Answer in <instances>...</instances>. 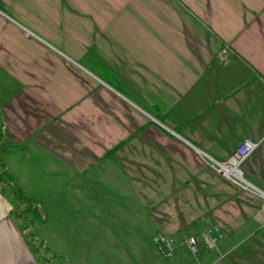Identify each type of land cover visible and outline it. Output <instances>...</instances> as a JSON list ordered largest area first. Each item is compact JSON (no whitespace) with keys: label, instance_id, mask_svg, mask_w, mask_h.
Wrapping results in <instances>:
<instances>
[{"label":"crops","instance_id":"0c3cea01","mask_svg":"<svg viewBox=\"0 0 264 264\" xmlns=\"http://www.w3.org/2000/svg\"><path fill=\"white\" fill-rule=\"evenodd\" d=\"M0 122L35 207L0 189V264H55L41 246L116 216L140 233L111 263L264 264V0H0ZM246 139L255 192L203 158Z\"/></svg>","mask_w":264,"mask_h":264},{"label":"rangeland","instance_id":"374dc122","mask_svg":"<svg viewBox=\"0 0 264 264\" xmlns=\"http://www.w3.org/2000/svg\"><path fill=\"white\" fill-rule=\"evenodd\" d=\"M0 132L2 133L1 122ZM1 188L7 191H16V188L10 181L6 166L3 164H0ZM15 191L13 193L17 198ZM17 205L22 207L27 206L29 209L35 208L33 206L34 203L25 202L19 198H17ZM106 218L108 219V216ZM114 218L118 220L116 229L98 230L93 225L94 228L77 232H63L64 234L58 246H49L48 248L41 246V251H43V254L48 255L50 262L54 261L55 264H121L120 262L111 263L108 261V258L119 255L121 247H119L120 243H117V241L132 238L140 232L126 226V224H132L133 222L127 220L125 216H116ZM120 224H123V226ZM90 227L92 226L90 225ZM29 233L30 236L33 234L31 231ZM113 241H115L114 244H112Z\"/></svg>","mask_w":264,"mask_h":264},{"label":"built area","instance_id":"2783aa9c","mask_svg":"<svg viewBox=\"0 0 264 264\" xmlns=\"http://www.w3.org/2000/svg\"><path fill=\"white\" fill-rule=\"evenodd\" d=\"M229 49L223 48L217 54V59L220 62L227 61L229 58ZM259 142L246 139L244 140L231 154L229 158L217 160L207 155H203L206 164L222 176L226 177L234 184L244 190L257 191V189L249 183L243 174L242 166L247 158L258 148ZM222 234L218 229L208 228L202 233V240L208 248L217 250L218 241L222 238ZM159 240L164 246L165 254L172 255L174 245L172 241L164 235L159 236ZM186 245L192 254H196L199 249L198 240L191 236L186 240Z\"/></svg>","mask_w":264,"mask_h":264},{"label":"trees","instance_id":"16d2710c","mask_svg":"<svg viewBox=\"0 0 264 264\" xmlns=\"http://www.w3.org/2000/svg\"><path fill=\"white\" fill-rule=\"evenodd\" d=\"M0 138H1V137H0ZM1 139H2V138H1ZM0 164H2L1 160H0ZM13 191H15V190H13ZM15 194H16L17 198L21 199L22 201L29 202L27 199H25V198L23 197V195L21 194V192H20L19 190L16 189Z\"/></svg>","mask_w":264,"mask_h":264}]
</instances>
